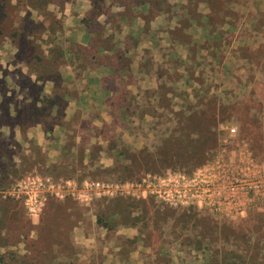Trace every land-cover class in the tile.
<instances>
[{
  "label": "rangeland",
  "instance_id": "obj_1",
  "mask_svg": "<svg viewBox=\"0 0 264 264\" xmlns=\"http://www.w3.org/2000/svg\"><path fill=\"white\" fill-rule=\"evenodd\" d=\"M139 1H150L153 10L158 9L168 17L181 15L180 23L184 26L189 17L199 20L200 12L208 11L204 20L207 32H201L204 41L170 55L156 69L150 63L145 64L149 74L156 73L161 79L156 89L147 84L143 89L136 87V77L130 73L131 60L124 57V64H115L124 69V88L120 89L119 96L111 98L109 109L112 111L105 115L106 121L101 123L97 116V122L75 119L66 124L68 140L97 137L105 140L103 148L113 159L107 170L100 169L96 163L99 156L96 151H92V159L84 167L81 147L60 165L48 168H41L43 156L32 147L19 169L0 166V188L4 190L0 191V264H74L72 229L79 216L82 215L81 221L91 215L101 224L121 210H124V222L140 227L141 235L154 253L156 248L161 249L160 256L147 257L148 264L152 260L153 264H264V199L241 216L223 218L208 210L169 207L153 200L124 196L93 200L89 203L93 205L92 210L82 211L81 204L70 197L60 200L47 196L39 213L29 216L23 202L9 193L15 184L29 176L49 177L55 182L124 183L148 173L163 174L167 169L186 175L203 167L212 172L227 158L237 166L244 164L249 175H261L264 179V15L255 16L253 6L257 3L250 0H90L91 9L85 19L92 22L94 15L108 14L116 2L123 6V11L125 5L131 17L135 14L131 6ZM72 2L0 0V77L7 75L8 68L17 76L16 84L8 83V88L35 96L39 86L32 84L30 75L56 78L65 69L66 58L72 57L76 58L78 69L85 67L82 60L95 50L67 44L71 39L61 32L64 23L59 13L64 7L70 8ZM116 20L119 19L111 23L119 30ZM93 27L98 30L96 23ZM174 37L185 39L180 33ZM95 39L109 46L110 42L104 41L103 36ZM129 42L135 44L133 40ZM167 50V46L159 47L162 55ZM145 52H148L144 55L147 60L149 51ZM67 86L56 85L59 97L44 99V105L60 104V97L71 92ZM6 88L0 79V92ZM11 98H6L0 107L7 101L14 103L15 98ZM181 115L185 118L192 115L191 120L200 125L198 132L188 126L185 118L182 121L187 129L181 130L178 124ZM209 119L214 121L210 131L214 145L205 152ZM202 123L206 128H201ZM172 137L183 141L169 142ZM187 140H200L195 146L197 152L190 150L193 145L187 144ZM178 156L192 160V165L204 156L205 160L193 168L192 165L167 167L164 163ZM109 163L105 160L100 165ZM31 170L35 173H30ZM8 180L15 182L8 186ZM163 250L171 251L170 257Z\"/></svg>",
  "mask_w": 264,
  "mask_h": 264
},
{
  "label": "crops",
  "instance_id": "obj_2",
  "mask_svg": "<svg viewBox=\"0 0 264 264\" xmlns=\"http://www.w3.org/2000/svg\"><path fill=\"white\" fill-rule=\"evenodd\" d=\"M250 1L257 3V6L252 5L255 16L264 15V0ZM70 5V8L64 7L59 13L64 23L61 32L71 39L66 43L80 49L95 51L82 60L85 65L82 70L76 66V58L72 57L66 58L65 69L56 78L30 75L28 78L33 80L32 84L39 86L35 96L8 88V83L14 84L17 79L9 68L7 75L0 77L7 87L4 92H0V106L6 98L7 100L11 97V99L15 98L14 103L7 101L3 108L0 107L1 167L7 166L10 170L19 169L22 160L31 154L32 147L43 156L41 168H48L60 165L81 147L83 153L81 163L84 167L89 165L92 151H96L99 154L96 163L100 169H108L113 164V159L103 148L105 140H100L99 137L95 140L92 138L68 140L69 129L66 124L75 119L97 122V116L100 117L101 123L106 121L105 115L112 111L109 109L111 98L115 95L119 96L120 89L124 88V69L117 68L115 65L124 64L122 60L124 57L131 60L130 73L133 74L134 79L136 77V87L141 86L143 89L147 84L156 89L161 79L156 73L149 74L145 64L150 63L156 69V66L164 63L170 55L174 56L180 50H186L193 44L203 42L201 32H207L204 21L208 15L206 10L199 11L201 13V17L198 16L199 20L189 17L184 26L180 23L181 15L168 17L166 13L158 9L153 10L150 1L132 4L131 8L135 14L131 17H128L125 5L123 11L121 9L123 6L116 2L108 14L94 15L95 20L92 22L85 19L91 9L90 0H73ZM115 6L121 7L115 8ZM114 19H119L116 20V23L120 25L119 30L116 29L117 26L114 29L111 23ZM95 23L98 30L93 27ZM98 32L101 33L98 34ZM176 33H180L185 39L174 37ZM99 35L103 36L104 41L110 42L109 46L106 47L97 42L95 38ZM131 40L135 44L130 43ZM165 46L168 47V53L162 55L159 53V47ZM114 49H117V54L114 53ZM145 51H149L147 60L144 55L148 52ZM114 54L116 56H113ZM71 61L75 63V66ZM65 84H68L67 87L71 88V92H66L60 97V104L53 103L45 106L44 99L59 97L55 90L56 85ZM35 110L36 114H34ZM93 146L96 148L91 150ZM105 160H109L110 163L101 166L100 164ZM34 171H37L36 167ZM34 171L31 170L30 173H35ZM8 182L10 186L15 181L8 180ZM0 191H4L3 188H0ZM79 206L82 211L93 208L92 204ZM85 218L88 217L85 216ZM79 219L72 229L74 249L72 262L74 264H148L147 257L150 254L153 258L160 256L161 249L156 248L155 253L152 251L136 223L131 225L124 222V210L117 215L109 216L101 224L91 215L89 219H81V221ZM163 251L166 253L165 256L170 257L171 251Z\"/></svg>",
  "mask_w": 264,
  "mask_h": 264
},
{
  "label": "built area",
  "instance_id": "obj_3",
  "mask_svg": "<svg viewBox=\"0 0 264 264\" xmlns=\"http://www.w3.org/2000/svg\"><path fill=\"white\" fill-rule=\"evenodd\" d=\"M234 133V129L230 130ZM228 158L219 162L214 171L207 167L192 175L167 171L145 174L124 183L95 180L55 182L49 177L29 176L15 184L10 195L23 202L26 213H39L46 197L60 200L70 197L81 205L93 200L124 196L136 200H153L169 207H193L208 210L223 218L238 217L264 199V179L247 173L244 164Z\"/></svg>",
  "mask_w": 264,
  "mask_h": 264
},
{
  "label": "trees",
  "instance_id": "obj_4",
  "mask_svg": "<svg viewBox=\"0 0 264 264\" xmlns=\"http://www.w3.org/2000/svg\"><path fill=\"white\" fill-rule=\"evenodd\" d=\"M213 117V116H212ZM180 120L181 121H179L178 122V124H180V126H181V130H185V129H187L186 127H185V124L183 123L184 121H182L183 120V118H185L183 115H181L180 117ZM191 118H192V115L191 116H189V117H187V118H185V120L186 121H188V126L190 127V128H192V130L196 133V132H198L197 131V128L200 126L197 122L195 123V122H193L192 120H191ZM205 121H207V120H205ZM208 124H207V126H209L208 128H207V130H209V138H208V140H205V152L207 151H210L211 150V148H212V146L214 145V140H213V134L210 132L212 129H211V127H212V125H214V121L212 120V119H209V121L207 122ZM206 128V124L205 123H202L201 124V128ZM171 141H174V142H176L177 141V143L179 144V143H181L183 140H182V138H181V140H179V139H176V138H174V137H172V138H170V140H169V142H171ZM198 141H200V140H187V144H189V145H193V146H190V150L192 151V152H197L198 150H197V148L195 147L196 145H197V142ZM165 145H167V144H165ZM96 147H91V150H94ZM111 151V150H110ZM95 152V151H94ZM121 155V154H120ZM191 156V155H190ZM205 160V156L202 158V160H199V161H197L194 165H192V160L190 161V160H188V159H185L184 157H180V156H178V157H175V158H171V162H169V160L168 159H166L165 160V164H166V166L168 167V166H170V165H175V166H187V165H192L191 166V168H193V167H196L198 164H200V163H202L203 161ZM168 161V162H167ZM167 171H173V170H171V169H167L165 172H167ZM141 201H145V200H141ZM146 201H149V200H146ZM208 212V211H207Z\"/></svg>",
  "mask_w": 264,
  "mask_h": 264
}]
</instances>
